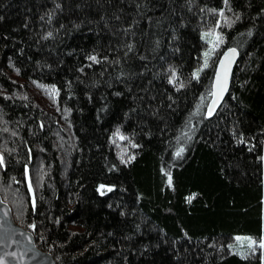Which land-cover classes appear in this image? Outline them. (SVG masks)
<instances>
[{"label": "trees", "instance_id": "obj_1", "mask_svg": "<svg viewBox=\"0 0 264 264\" xmlns=\"http://www.w3.org/2000/svg\"><path fill=\"white\" fill-rule=\"evenodd\" d=\"M205 5L224 6L0 0V193L57 264H264V249L242 256L236 239L264 236V0H231L243 18L221 24L225 40L197 79L202 33L217 19ZM134 20L127 36L112 34ZM229 47L239 57L209 116ZM93 49L121 62L89 61Z\"/></svg>", "mask_w": 264, "mask_h": 264}, {"label": "snow or ice", "instance_id": "obj_2", "mask_svg": "<svg viewBox=\"0 0 264 264\" xmlns=\"http://www.w3.org/2000/svg\"><path fill=\"white\" fill-rule=\"evenodd\" d=\"M223 7L220 8H208L207 5H205L203 8L200 9L201 13L207 9L208 12L214 14L217 19L215 20L214 24L210 26L207 30H205L202 33L203 38L207 41V44L210 46L208 48H205L204 51V64L202 65L201 68H198L196 72L194 73V76L198 79L200 75V71L202 70L203 67H207L209 63L210 56L215 54V50L220 47V45L224 42L225 37L222 31H220V26L221 24H225L228 27H231L232 24H234L236 21L241 20L243 18V13L240 11H233L232 5H231V0H223ZM57 8H60L61 5L57 4ZM137 8H141L142 5L140 3L136 4ZM226 12L232 13V15H227ZM137 15H140V13H137ZM264 15V8H261L257 13L256 17H260ZM254 17V18H256ZM114 19L120 20L121 17L119 15L114 14ZM3 17L0 16V20H2ZM41 19H44V17H41ZM105 19V25L109 29H112V25L108 23L107 18H102ZM203 19V17H202ZM136 23L134 20L132 24H128L127 26L121 25L118 30H113V35H117L119 33H123V35L127 36L128 32L130 29L133 28V25ZM63 27V25H61ZM75 27H79V25H75ZM134 34V33H133ZM252 34V29H248V35ZM54 36L53 31H47L44 33L43 38L48 39ZM157 46H159V40L157 39L156 41ZM123 47L126 49V51L123 53V56H127L129 52H132L133 49L135 48V42H125L123 45H117V50L120 47ZM237 48L236 47H229L227 51L224 53L223 59L219 60V70L216 73L215 76V83L212 87V90L210 91L209 95L211 97V104L208 105V111L207 115L211 116L215 106L219 103L220 99L223 97V94L227 91L228 89V83H229V76H230V71H231V65L232 62L237 55ZM87 59L89 61L95 62V63H101V62H107L111 61L112 63H120L121 60L119 58H111L108 55H100V53L93 49L90 54L87 55ZM91 66V65H89ZM168 68L170 70L169 75H168V80L169 83H178L177 80V70L176 68L169 64ZM19 71V69H16ZM80 71L83 72L84 69L83 67L80 68ZM126 73L120 72V76H125ZM180 87H183V83H179ZM55 87V86H53ZM58 91V90H57ZM116 95H122V93H115ZM89 98H91V94H89ZM107 107V105H105ZM114 135L120 136L121 139H124L123 133L120 132L119 128H117L116 133ZM184 151L183 146H181L177 152L176 155L179 156L181 153ZM135 158V154H132L131 156L128 157V159H124L122 156L121 159L123 160L124 163H128L131 159ZM262 160H264V157H261ZM0 166H5L6 167V162H5V155L3 152H0ZM115 167V165H113ZM168 177V184H172V174L170 171L166 173ZM29 187H31V182H29ZM107 187L109 190L114 187V185H100V188L103 189ZM33 205L35 206V199H33ZM3 224V219L0 218V226ZM32 227H35V224L32 225ZM16 230L12 229L11 226L9 225L8 230L3 235H0V245H3V250L0 251V264H16V261H20L24 256H25V251L20 250L19 247L17 248L16 251H8L11 247L12 244H17L19 245V241L13 239L15 235ZM30 239V237H29ZM237 240H246L248 244V251L245 252L243 250H240L239 254L242 256H246L249 254L254 253L257 250V246H259L260 249H264V236H261L259 239L252 237L251 235L246 236V237H240L237 236ZM149 246L144 245V248L147 249ZM230 248H233V250H237L233 245H229ZM7 257H12L13 260L9 261ZM264 258V257H262Z\"/></svg>", "mask_w": 264, "mask_h": 264}, {"label": "water", "instance_id": "obj_3", "mask_svg": "<svg viewBox=\"0 0 264 264\" xmlns=\"http://www.w3.org/2000/svg\"><path fill=\"white\" fill-rule=\"evenodd\" d=\"M224 53L221 55L220 59H223ZM237 53L238 54L235 56V58L232 62V65H231L228 89L223 94V97L220 99L219 103L215 106V109L217 108L218 105H220V103L225 98V96L227 95L228 90L230 88V83H231V78H232V74L234 71V66H235L237 59L239 57V51L238 50H237ZM218 70H219V62L217 64V67L215 70L213 85L215 83V76H216V73ZM209 104H211V101ZM215 109H214V111H215ZM0 218L3 219V224H2V226H0V235H3L6 232V230H8L9 225H10L12 229L16 230L13 239L20 242L19 245L12 244L11 247L7 250L8 251H16L17 248L19 247L20 250L25 251V256L20 261H16V264H57V261H56L54 255L52 253L40 248L37 245L34 233L32 231L28 230L27 228L23 227L22 225L18 224L15 221L11 206L9 205L8 202H6L4 200L1 193H0ZM29 237H30V239H29ZM2 250H3V245H0V251H2ZM7 259L9 261L13 260L12 257H7Z\"/></svg>", "mask_w": 264, "mask_h": 264}, {"label": "rangeland", "instance_id": "obj_4", "mask_svg": "<svg viewBox=\"0 0 264 264\" xmlns=\"http://www.w3.org/2000/svg\"><path fill=\"white\" fill-rule=\"evenodd\" d=\"M2 195V194H1ZM3 197V196H2ZM5 200V199H4ZM6 201V200H5ZM6 202H8V201H6ZM9 203V205L11 206V209H12V213H13V205H12V203H10V202H8Z\"/></svg>", "mask_w": 264, "mask_h": 264}]
</instances>
